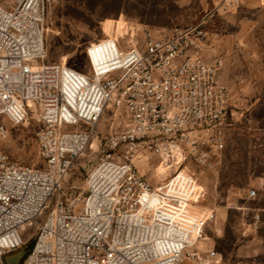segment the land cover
<instances>
[{"label": "built area", "instance_id": "obj_1", "mask_svg": "<svg viewBox=\"0 0 264 264\" xmlns=\"http://www.w3.org/2000/svg\"><path fill=\"white\" fill-rule=\"evenodd\" d=\"M45 8V0H0V115L20 124L37 114L44 161L25 164L0 150V264L26 244L20 231L34 224L20 264L214 261L217 251L202 241L215 209L200 202L188 162L212 167L219 160L233 92L221 59L211 55L206 16L168 35L102 22L82 70L44 61ZM109 107L118 124L100 140L84 195L63 199L62 182L93 147ZM151 154L169 171L157 184L137 165L144 158L150 166Z\"/></svg>", "mask_w": 264, "mask_h": 264}, {"label": "rangeland", "instance_id": "obj_2", "mask_svg": "<svg viewBox=\"0 0 264 264\" xmlns=\"http://www.w3.org/2000/svg\"><path fill=\"white\" fill-rule=\"evenodd\" d=\"M45 7L44 61L82 70L88 66L87 44L103 35L102 22L105 29L110 21H128L168 35L206 16L214 44L211 55L221 59L223 77L233 92V114L215 166L188 162L202 187L200 202L215 209L204 227L202 246L218 253L207 264H264V0H45ZM113 112L106 109L93 147L77 158L63 180V199L84 195L87 173L100 157V140L118 124ZM0 124L5 128L0 150L19 162L44 166L37 155L36 113L20 124L0 115ZM150 157V166L145 159L138 166L157 184L163 180L158 169L162 163L157 164L156 155ZM251 189L256 190L254 197L249 196ZM35 231L36 224L20 231L27 248Z\"/></svg>", "mask_w": 264, "mask_h": 264}, {"label": "water", "instance_id": "obj_3", "mask_svg": "<svg viewBox=\"0 0 264 264\" xmlns=\"http://www.w3.org/2000/svg\"><path fill=\"white\" fill-rule=\"evenodd\" d=\"M26 251H27V246L24 244L18 249L6 253L4 255V260L6 264H20V262L22 261L23 257L26 254Z\"/></svg>", "mask_w": 264, "mask_h": 264}, {"label": "bare ground", "instance_id": "obj_4", "mask_svg": "<svg viewBox=\"0 0 264 264\" xmlns=\"http://www.w3.org/2000/svg\"><path fill=\"white\" fill-rule=\"evenodd\" d=\"M92 146H93V142H92ZM143 160H144V158L138 159L137 165H138V163H140V161H143ZM158 169H159V175H160L161 179H164L168 176V174H169L168 167L165 166L163 163L160 165V167Z\"/></svg>", "mask_w": 264, "mask_h": 264}]
</instances>
